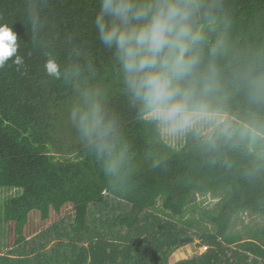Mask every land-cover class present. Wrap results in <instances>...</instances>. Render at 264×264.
Returning <instances> with one entry per match:
<instances>
[{"label":"trees","instance_id":"1","mask_svg":"<svg viewBox=\"0 0 264 264\" xmlns=\"http://www.w3.org/2000/svg\"><path fill=\"white\" fill-rule=\"evenodd\" d=\"M205 3L213 21L202 22L204 32L209 41L225 42L217 58L222 87L214 102L239 123L256 118L264 124V103L250 98L251 81L264 77V0ZM98 9L99 0H0V22L14 25L18 54L25 58L19 72L12 64L15 57L0 69V188L20 191L6 201L5 221L15 223L21 242L33 210L47 220L51 209L59 212L73 204V215L51 229L66 228L68 236L78 233L90 240L99 236L92 235V228L104 230L99 237L110 238L98 242L121 247L117 252L126 259L128 246L138 249L143 264H169V255L190 234L147 212L160 208L188 225L213 224L214 231L195 234L207 252L176 264H236L227 254H239L228 247L236 243L235 217L241 212L264 217V157L247 140L218 141L210 149L194 133H187L182 148L170 146L159 122L130 99L113 52L100 42L94 24ZM50 55L63 66L78 67L79 75L67 80L47 76L44 65ZM85 93L114 122L112 139L124 154L116 174H107L76 126L63 121L62 111L81 105ZM66 128H75L78 141L69 150L73 155L60 159L51 148L53 133ZM209 196L218 199L213 207L196 203ZM193 204L198 214L189 218L186 212ZM248 245L264 259L263 247L252 239Z\"/></svg>","mask_w":264,"mask_h":264},{"label":"clouds","instance_id":"2","mask_svg":"<svg viewBox=\"0 0 264 264\" xmlns=\"http://www.w3.org/2000/svg\"><path fill=\"white\" fill-rule=\"evenodd\" d=\"M212 23L205 0H99L94 24L100 42L113 52L130 99L155 121L174 133H194L210 149L218 141L264 140V124L256 118L234 124L215 103L221 91L217 58L225 49L223 38L209 41L203 23ZM18 32L0 22V69L9 59L19 72L25 58L18 54ZM44 70L54 80L75 79L76 66H63L50 55ZM254 104L264 103V77L250 83ZM71 120L81 138L104 162L107 174H116L124 154L113 142L114 122L102 104L84 94L72 109Z\"/></svg>","mask_w":264,"mask_h":264},{"label":"rangeland","instance_id":"3","mask_svg":"<svg viewBox=\"0 0 264 264\" xmlns=\"http://www.w3.org/2000/svg\"><path fill=\"white\" fill-rule=\"evenodd\" d=\"M66 107L67 109L62 111L64 113L62 114V117L64 118L63 121L65 124H68L69 126L73 127L75 124L71 120V112L74 107L69 105ZM63 115H65V117ZM227 116L230 120L234 122V124L236 125L240 124L230 115L227 114ZM147 117L152 118L149 114L147 115ZM159 127L164 140L170 146H172L175 149H180L185 145L187 133L186 134L174 133L168 126L162 123H159ZM77 139H78V135H76L75 133V128L73 130L66 128L64 130H61L60 132L59 131L54 132L53 140L51 144V148H53V153L56 155L57 158L60 159H64V156L73 155L70 154L69 150L72 146V143H77L78 141ZM251 148L257 153H259L262 157H264V140H257L255 144L251 145ZM18 192L20 191L16 189L0 188V256L2 258H4L3 257L4 254L9 252L10 246L15 244V240H16V235L14 234V231L11 227L12 226L11 223H7L5 221V217H4L5 216L4 209L6 205L5 203L10 197L15 196ZM201 201H204L202 206L211 208L213 207V205H215L218 199H214L211 196L199 197L196 203L198 202L200 203ZM161 203L162 202L160 200L158 203V207L161 206ZM196 206L198 205L193 204L187 209L186 215L189 218H193L192 215L198 214V210L196 209L197 208ZM159 209H151V210H147V212H151L154 215L160 217L161 218L160 222L162 223H166V222L170 223L171 221L175 225H178V227H184L185 229H188L190 237L187 238H194L193 240H189V241L185 240V244L180 248H178L177 249L178 251L177 250L174 251L175 255H172V259L174 261H176L179 257L183 261H192L193 259L195 260V258H199V256H202L205 254V252H207L206 246L199 245L201 240L195 238L196 237L195 234L196 232L201 233L205 230L214 231L213 224H211L210 222H204V223L202 222L200 223V226H197V224L188 225L183 223L182 221L180 222L175 219H171L170 213H163ZM35 212H39V211L33 210L32 215H30V218L34 217ZM73 213H74V208L72 207V205L66 204L60 213L59 212L56 213L53 210L52 214H50V218L48 219V222L46 221V223L43 222L42 224L44 226L54 225L63 219L69 218L70 216L73 215ZM231 230L233 234L236 236V243H233L232 245H228V247L234 248L235 250H237V252L239 250V254H234L231 250H229L227 251L228 256H233L232 258L236 264H247L245 263V261L248 262V264H252V263L264 264L263 258H261L263 259V261H261L262 263L254 262L253 260H251V258L250 259L244 258L246 256L245 254L247 253L243 254L244 251L248 252V254L251 255L254 254L253 252L254 248L248 245V243H250V239H252L255 243L257 242L261 247H263L262 245H264V237L261 238V236L264 234V217L260 214H254L252 212H241L235 217ZM253 236L256 237L253 238ZM87 238L88 237H86L85 239ZM87 241L88 240H85V242ZM223 245L226 246L227 245L226 242H223ZM178 254L179 256L177 257ZM169 258L171 259V256H169Z\"/></svg>","mask_w":264,"mask_h":264},{"label":"crops","instance_id":"4","mask_svg":"<svg viewBox=\"0 0 264 264\" xmlns=\"http://www.w3.org/2000/svg\"><path fill=\"white\" fill-rule=\"evenodd\" d=\"M68 205L73 207V204ZM53 210L51 209L50 214H52ZM55 212L58 213L57 211ZM30 215H32V212L29 214L28 223L24 228L23 235L25 239L21 242H17L15 223L7 222L11 223L16 240L15 244L10 246L9 252L3 255L4 258H2L0 264H143L136 257L138 249L126 246L129 251V256L126 259L124 254L117 252V250L122 249L121 247L108 245L106 242H98V240L102 239L109 240V236L99 237L100 234H105L104 230L92 228V235L99 233V236L93 240L88 237L85 239L88 241L85 242L83 238L86 237H78V233L74 235L75 237H72L73 234L68 236L69 232L66 228L51 229L52 225L44 226L42 223L48 222L50 217L47 220H43L40 211L35 212L34 217L30 218ZM262 246L264 247V245ZM131 252H133L132 256ZM172 255H175V252L169 255L171 256V259H168L169 264L180 262V257L174 261ZM250 257L254 262L262 263L261 261H263L257 255L252 254Z\"/></svg>","mask_w":264,"mask_h":264},{"label":"water","instance_id":"5","mask_svg":"<svg viewBox=\"0 0 264 264\" xmlns=\"http://www.w3.org/2000/svg\"><path fill=\"white\" fill-rule=\"evenodd\" d=\"M194 238H186L185 240L189 241V240H193Z\"/></svg>","mask_w":264,"mask_h":264},{"label":"built area","instance_id":"6","mask_svg":"<svg viewBox=\"0 0 264 264\" xmlns=\"http://www.w3.org/2000/svg\"><path fill=\"white\" fill-rule=\"evenodd\" d=\"M206 248H208V247L206 246Z\"/></svg>","mask_w":264,"mask_h":264}]
</instances>
